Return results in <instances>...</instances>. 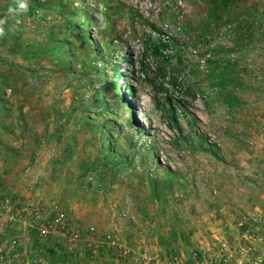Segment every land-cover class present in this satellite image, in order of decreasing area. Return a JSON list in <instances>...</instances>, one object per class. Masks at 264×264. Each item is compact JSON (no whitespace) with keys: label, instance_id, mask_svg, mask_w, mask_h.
I'll return each mask as SVG.
<instances>
[{"label":"rangeland","instance_id":"374dc122","mask_svg":"<svg viewBox=\"0 0 264 264\" xmlns=\"http://www.w3.org/2000/svg\"><path fill=\"white\" fill-rule=\"evenodd\" d=\"M0 30V197L124 264L264 225V0H0Z\"/></svg>","mask_w":264,"mask_h":264},{"label":"crops","instance_id":"0c3cea01","mask_svg":"<svg viewBox=\"0 0 264 264\" xmlns=\"http://www.w3.org/2000/svg\"><path fill=\"white\" fill-rule=\"evenodd\" d=\"M52 210V209H51ZM54 212L53 210L51 213ZM57 215V216H56ZM60 214L54 213V217ZM68 231L79 232L81 239L71 241L68 234L55 235L46 241L38 242L34 234L24 240L25 247L16 264H124L125 259L110 245H98L89 240L94 225L86 224L80 217L71 220L68 217ZM247 227V226H246ZM239 228V236L234 244L223 240L225 247L233 246L234 251L229 256L228 264H249L257 258L264 260V225L254 224L252 227ZM248 249V250H247ZM143 264H152L143 260Z\"/></svg>","mask_w":264,"mask_h":264},{"label":"built area","instance_id":"2783aa9c","mask_svg":"<svg viewBox=\"0 0 264 264\" xmlns=\"http://www.w3.org/2000/svg\"><path fill=\"white\" fill-rule=\"evenodd\" d=\"M59 216L56 221L45 219L44 210L36 201H30L18 205L12 195L0 197V264H16L25 247L26 238L29 232L36 229V234L40 242L46 241L52 236L68 234L71 241L81 239L79 232L68 231V224ZM245 221L240 222L244 226ZM110 245H118V240L111 239ZM248 250V249H247ZM221 251V250H220ZM216 264H228L229 258L223 252L218 255ZM147 263L152 261L148 254L143 257ZM168 264H182L178 259H172ZM249 264H264L262 258L249 261Z\"/></svg>","mask_w":264,"mask_h":264},{"label":"clouds","instance_id":"9594fccd","mask_svg":"<svg viewBox=\"0 0 264 264\" xmlns=\"http://www.w3.org/2000/svg\"><path fill=\"white\" fill-rule=\"evenodd\" d=\"M21 7L23 8V7H25V6L22 4ZM0 31H2V30H0Z\"/></svg>","mask_w":264,"mask_h":264},{"label":"trees","instance_id":"16d2710c","mask_svg":"<svg viewBox=\"0 0 264 264\" xmlns=\"http://www.w3.org/2000/svg\"><path fill=\"white\" fill-rule=\"evenodd\" d=\"M124 59V58H123ZM124 60H127L126 58Z\"/></svg>","mask_w":264,"mask_h":264}]
</instances>
